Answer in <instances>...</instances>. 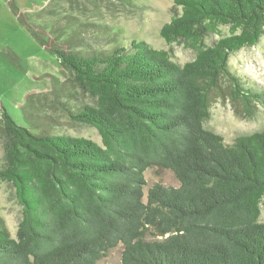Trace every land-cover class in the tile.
I'll use <instances>...</instances> for the list:
<instances>
[{
    "label": "trees",
    "instance_id": "16d2710c",
    "mask_svg": "<svg viewBox=\"0 0 264 264\" xmlns=\"http://www.w3.org/2000/svg\"><path fill=\"white\" fill-rule=\"evenodd\" d=\"M9 5L91 99L64 111L96 129L101 145L39 132L30 97L24 115L36 133L0 106V181L22 209L16 239L0 218V264H96L118 245L120 264H264V129L226 144L204 128L217 100L242 119L264 106V91L228 65L264 38V0H173L180 13L159 36L195 52L183 65L143 41L92 54L66 50L84 40L77 29L59 44ZM220 27L228 34L204 45ZM149 168L169 170L178 187L156 183L144 194Z\"/></svg>",
    "mask_w": 264,
    "mask_h": 264
},
{
    "label": "rangeland",
    "instance_id": "374dc122",
    "mask_svg": "<svg viewBox=\"0 0 264 264\" xmlns=\"http://www.w3.org/2000/svg\"><path fill=\"white\" fill-rule=\"evenodd\" d=\"M9 1L0 0V106L17 125L36 133L24 115L23 105L30 97L33 125L39 132L82 137L101 145L96 129L71 122L64 111L67 109L76 113L83 106L93 105L91 99L73 85L69 72L62 68L56 56L40 46L20 24ZM13 2L33 25L41 27L59 44H66V39L77 29V34L84 40H77L76 44L71 42L66 50L92 54L128 46L131 41H143L154 50L167 51L171 60L179 65L190 62L195 56V52L185 48L181 42L168 45L159 36L161 27L180 13L174 8L173 0ZM66 25L71 28L58 31V27ZM227 34L228 29L220 27L218 34L205 36L203 44L211 46ZM14 55L18 58L16 63ZM228 65L230 71L247 86L264 91V38L256 46L243 48L231 55ZM56 88L62 90L59 95L55 93ZM204 128L230 144L238 136L264 129V106L258 107L253 119H242L234 115L229 102L217 100L211 107L210 119L204 123ZM3 166V135L0 129V169ZM144 178L147 184L144 194L156 183L166 187L179 185L169 170L149 168ZM21 210L14 188L0 181V218L13 239L17 238ZM259 221L264 223V208H261ZM121 251L122 246L118 245L96 264H120Z\"/></svg>",
    "mask_w": 264,
    "mask_h": 264
}]
</instances>
